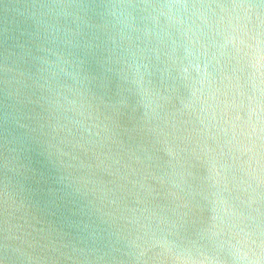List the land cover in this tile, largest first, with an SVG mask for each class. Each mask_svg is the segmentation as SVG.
<instances>
[{
	"label": "water",
	"instance_id": "1",
	"mask_svg": "<svg viewBox=\"0 0 264 264\" xmlns=\"http://www.w3.org/2000/svg\"><path fill=\"white\" fill-rule=\"evenodd\" d=\"M0 264H264V0H0Z\"/></svg>",
	"mask_w": 264,
	"mask_h": 264
}]
</instances>
